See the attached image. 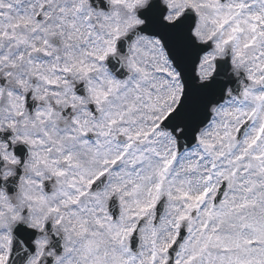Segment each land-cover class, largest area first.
Returning a JSON list of instances; mask_svg holds the SVG:
<instances>
[{
  "label": "snow or ice",
  "instance_id": "obj_1",
  "mask_svg": "<svg viewBox=\"0 0 264 264\" xmlns=\"http://www.w3.org/2000/svg\"><path fill=\"white\" fill-rule=\"evenodd\" d=\"M0 264H264V0H0Z\"/></svg>",
  "mask_w": 264,
  "mask_h": 264
}]
</instances>
